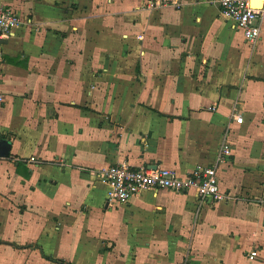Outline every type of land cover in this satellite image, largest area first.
Returning <instances> with one entry per match:
<instances>
[{
  "label": "crops",
  "instance_id": "crops-1",
  "mask_svg": "<svg viewBox=\"0 0 264 264\" xmlns=\"http://www.w3.org/2000/svg\"><path fill=\"white\" fill-rule=\"evenodd\" d=\"M2 1L32 24L0 39V264H264V18L252 45L213 0ZM224 141L214 205L168 190L108 204L95 175L184 176Z\"/></svg>",
  "mask_w": 264,
  "mask_h": 264
},
{
  "label": "built area",
  "instance_id": "built-area-1",
  "mask_svg": "<svg viewBox=\"0 0 264 264\" xmlns=\"http://www.w3.org/2000/svg\"><path fill=\"white\" fill-rule=\"evenodd\" d=\"M219 4L221 15L231 23L232 28L243 33L248 44H256L261 38L264 18V0L262 6H254V0H213ZM150 10L182 7L181 0H142ZM32 20L25 19L16 9L0 0V39H10L15 31ZM238 122H243L241 115H233ZM3 133L0 129V140ZM233 156V148L224 141L217 159L209 166H197L192 172L182 176L168 167H135L128 162L112 164L96 172L97 179L108 184V204H127L134 197L146 191L168 190L176 193L192 192L200 205L225 200L218 180V168L228 163ZM35 161V159H33ZM254 254L249 259H254Z\"/></svg>",
  "mask_w": 264,
  "mask_h": 264
},
{
  "label": "water",
  "instance_id": "water-1",
  "mask_svg": "<svg viewBox=\"0 0 264 264\" xmlns=\"http://www.w3.org/2000/svg\"><path fill=\"white\" fill-rule=\"evenodd\" d=\"M11 143L7 139L0 140V158H7L10 154Z\"/></svg>",
  "mask_w": 264,
  "mask_h": 264
},
{
  "label": "bare ground",
  "instance_id": "bare-ground-1",
  "mask_svg": "<svg viewBox=\"0 0 264 264\" xmlns=\"http://www.w3.org/2000/svg\"><path fill=\"white\" fill-rule=\"evenodd\" d=\"M262 2H263V0H254V6L260 7V6H262Z\"/></svg>",
  "mask_w": 264,
  "mask_h": 264
}]
</instances>
